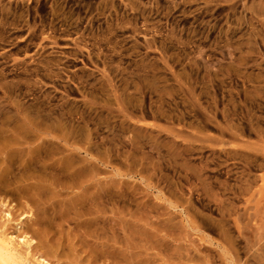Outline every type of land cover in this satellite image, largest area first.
<instances>
[{
	"label": "rangeland",
	"instance_id": "374dc122",
	"mask_svg": "<svg viewBox=\"0 0 264 264\" xmlns=\"http://www.w3.org/2000/svg\"><path fill=\"white\" fill-rule=\"evenodd\" d=\"M262 2L0 0V127L74 131L107 192L87 253L28 264H264ZM20 202L0 193V235L37 215ZM53 232L83 240L76 219Z\"/></svg>",
	"mask_w": 264,
	"mask_h": 264
},
{
	"label": "bare ground",
	"instance_id": "6f19581e",
	"mask_svg": "<svg viewBox=\"0 0 264 264\" xmlns=\"http://www.w3.org/2000/svg\"><path fill=\"white\" fill-rule=\"evenodd\" d=\"M260 5L264 10V2ZM27 115L18 111L12 124L0 127V193L20 200L21 204L34 202L38 212L35 216L29 210L31 215L21 219L13 232L0 235V264H28L30 247L35 250L41 248L58 258L62 254L63 242L70 245L73 252L79 253L86 248L85 239L107 227L101 221L99 208L107 195L106 188L99 186L92 166L96 162L86 158L80 160L78 156L82 149L68 143V138L76 135L74 131L60 132L65 133L67 138L52 137L47 127L43 129L36 118L31 119ZM60 126L64 130L72 129L63 123L50 128L58 129ZM51 141L64 142L67 150L54 147ZM82 151L89 155L88 149ZM69 191L72 192L71 197L62 196ZM12 211L13 208H9V212L5 213L7 218L12 217ZM71 215L73 220L78 221L83 240L72 242V234L69 233L54 235L57 225L73 221L60 219ZM133 225L129 219L119 226L120 230L128 231L127 248L132 246ZM19 235H23L22 238ZM23 245L27 247L24 255L20 252ZM65 258L67 261L70 259L68 255ZM37 264L48 262L39 257Z\"/></svg>",
	"mask_w": 264,
	"mask_h": 264
}]
</instances>
